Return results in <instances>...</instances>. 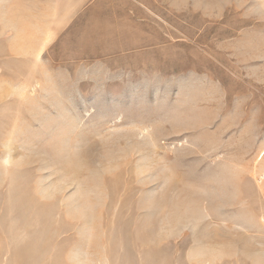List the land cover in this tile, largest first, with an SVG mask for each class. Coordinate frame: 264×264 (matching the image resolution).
<instances>
[{
    "label": "rangeland",
    "instance_id": "rangeland-1",
    "mask_svg": "<svg viewBox=\"0 0 264 264\" xmlns=\"http://www.w3.org/2000/svg\"><path fill=\"white\" fill-rule=\"evenodd\" d=\"M263 173L264 0H0V264H264Z\"/></svg>",
    "mask_w": 264,
    "mask_h": 264
},
{
    "label": "bare ground",
    "instance_id": "bare-ground-1",
    "mask_svg": "<svg viewBox=\"0 0 264 264\" xmlns=\"http://www.w3.org/2000/svg\"><path fill=\"white\" fill-rule=\"evenodd\" d=\"M7 162L9 163V159L7 160ZM259 181H263L264 182V173L260 175Z\"/></svg>",
    "mask_w": 264,
    "mask_h": 264
}]
</instances>
